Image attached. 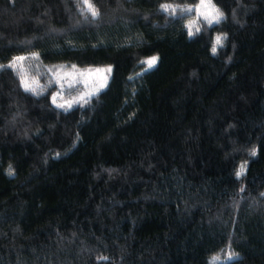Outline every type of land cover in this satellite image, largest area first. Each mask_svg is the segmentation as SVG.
Instances as JSON below:
<instances>
[{"label":"trees","instance_id":"obj_1","mask_svg":"<svg viewBox=\"0 0 264 264\" xmlns=\"http://www.w3.org/2000/svg\"><path fill=\"white\" fill-rule=\"evenodd\" d=\"M90 2L0 0V264H264V0L192 35L200 0ZM100 68L53 105L52 72Z\"/></svg>","mask_w":264,"mask_h":264},{"label":"rangeland","instance_id":"obj_2","mask_svg":"<svg viewBox=\"0 0 264 264\" xmlns=\"http://www.w3.org/2000/svg\"><path fill=\"white\" fill-rule=\"evenodd\" d=\"M199 4L200 2L197 5ZM210 11L213 10L201 8L199 11H187L190 18L186 23L188 33L190 30L194 33L199 28L200 23H205L208 26L216 24L215 22L209 24L206 15H204ZM12 65V68L20 75L21 84L25 90L27 88L28 91L38 94L43 92L45 87L50 86L48 80H46V82H40V76L37 75L39 72L38 66L32 64L28 59H17ZM106 69L108 68H100L85 72H76L73 70H58V73L52 72V77L54 78L53 83L58 86L52 98L53 105L59 109L68 110L78 104L84 103L87 99L101 91L107 84L109 73ZM75 87H78L79 92L75 91ZM66 92L70 95L69 97H66ZM226 258H228L227 255Z\"/></svg>","mask_w":264,"mask_h":264},{"label":"snow or ice","instance_id":"obj_3","mask_svg":"<svg viewBox=\"0 0 264 264\" xmlns=\"http://www.w3.org/2000/svg\"><path fill=\"white\" fill-rule=\"evenodd\" d=\"M84 4L87 5L88 9L91 11V15L93 17H96L99 15L98 11L94 8V6L91 4L90 0H83ZM162 8L164 10H169L171 8V5H162ZM201 8H205V9H212L214 11V14H213V11H210L204 15H206V18L208 19V23L209 24H212V23H218L219 20L222 18L223 14L219 12L218 9H215L214 5L212 4L211 0H200V4L195 6V8H186V9H183V11H193V10H196V11H199ZM172 11H175V9H172ZM199 29H197L198 31ZM193 33L191 32V30L189 31V35H192ZM222 37H217L216 38V44L213 45V48H212V51H213V54L216 53L217 51V48H216V45H220L222 43ZM17 59H24L23 57H20V58H17ZM156 57H152L150 59H148L147 61H144L142 63H147V65L149 67H152L155 62H156ZM13 65H9V67H12ZM106 71L108 73L111 72V68H108L106 69ZM106 80V78H105ZM27 90V88H26ZM71 106V105H69ZM250 155L252 156H255L256 155V150L253 148L250 152ZM246 169V164L244 165H241L240 169L236 172V176L239 178L241 175H243L244 171ZM11 174V172L9 173ZM101 259H107L106 257H102ZM216 259V258H214ZM229 259H231V257H229Z\"/></svg>","mask_w":264,"mask_h":264}]
</instances>
